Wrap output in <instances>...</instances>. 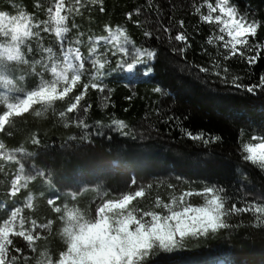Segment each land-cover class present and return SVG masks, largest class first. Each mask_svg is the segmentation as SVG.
Here are the masks:
<instances>
[{"label":"snow or ice","instance_id":"6c2138e0","mask_svg":"<svg viewBox=\"0 0 264 264\" xmlns=\"http://www.w3.org/2000/svg\"><path fill=\"white\" fill-rule=\"evenodd\" d=\"M9 2L15 14L0 10V134L3 137H13L17 118H24L26 114L41 117L49 110L64 128L74 126L87 136L92 127L87 122L92 108L86 101L89 91L100 93L105 107L111 102L112 90L104 83L106 70L113 65L110 57L117 58V66L132 71L157 56L155 49L138 46L128 28L120 24L106 23L103 28L106 34H89L85 41L86 34L77 17L84 16L91 6H97L104 13L105 0H44L43 4L35 0L34 9L45 14L43 19L36 12L29 14L15 0ZM193 7V14L199 16L201 23L218 30L206 40L207 45L216 47L211 67L197 65L199 71L215 75L222 83L243 88L247 93H264V74L255 83H243L242 77L233 74L226 63L238 58L251 66L262 58L264 38L257 37L264 29V21L242 14L231 0H203ZM134 15L140 16L141 9L126 13V19L140 27L141 21L134 20ZM176 23L179 27L174 36L172 27L163 24L161 27L170 40L183 44L172 49L183 55L191 43L185 20ZM44 33L54 35L56 47L51 43L45 45ZM143 36L150 38L153 32L145 29ZM85 44L86 53L81 50ZM154 91L161 89L157 87ZM96 123L100 128L105 127L102 121ZM113 126L124 136L132 132L122 119H112L107 127ZM96 134L103 135V132L98 130ZM186 134L204 144L221 140L218 135L206 136L203 132L187 131ZM243 136L242 129V160L264 172V133H254L248 141ZM30 143L38 147L41 139L33 133ZM37 155L24 143L9 147L0 138V179L5 181V190L0 192V209H6L0 216V264H148L154 250L172 253L182 250L188 239L239 226L229 222L232 217L250 214L251 225L264 229V197L237 199L227 194L225 188L208 184L199 191L189 185L188 190L176 194L177 186L169 183L168 202L156 196L153 202L141 206L139 200L146 197L153 183L139 184L132 178L125 189L111 195L105 191L92 205L77 206L79 190L63 198L60 192L48 196L47 206L62 223L59 231L62 247L54 252L51 245L38 244L49 240L54 219L41 223L25 216V208L34 206L33 195H27L23 206L18 200L22 190L29 189L37 178L52 185L43 168L32 159ZM7 165H15V171L10 174ZM40 195L43 197L44 192ZM194 196L203 202L194 206L190 202Z\"/></svg>","mask_w":264,"mask_h":264},{"label":"trees","instance_id":"16d2710c","mask_svg":"<svg viewBox=\"0 0 264 264\" xmlns=\"http://www.w3.org/2000/svg\"><path fill=\"white\" fill-rule=\"evenodd\" d=\"M15 2L22 4L29 14L36 12L38 17L44 18L45 14L41 10L34 9L35 0ZM40 2L43 4L44 0ZM202 2L203 0H105L104 13L99 12L97 6H91L85 11L84 16L77 17L81 30L85 31V41L89 34H106L103 32L106 23L120 24L128 28L138 46L142 44L156 50L157 56L154 60L147 65L136 67L143 73L142 82L131 89L122 76L124 68L116 65V57H110L113 61L112 74L105 75L104 83L112 90L111 102L105 107L101 94L94 90L89 91L86 101L92 104V108L87 115V122L92 127L88 130L87 136L74 126L64 128L58 117L49 110L41 117L26 114L24 118H17L13 137H3V134H0V138H4L9 147L24 143L30 151H36L38 155L33 159H38L39 163L48 169L47 172L44 170L46 175L54 173L56 176L72 174L76 176L85 170H97L102 167L104 159L109 161L119 159L126 163L133 173L134 170L144 169L146 175L156 178L174 174L182 181L181 186L177 187L176 194H179L180 190H188L189 185L199 191L201 186L208 184L225 188L227 194L237 199L264 197V172L243 161L240 149L241 130H244V141H248L253 134L242 124L247 122L264 125V93L250 94L243 88L236 89L231 84L222 83L215 75L200 72L196 67L197 65L211 67V59L216 56V47L206 43L208 35L213 33L214 28L201 23L199 16L193 14V5ZM231 3L242 14L264 21V0H231ZM136 8L141 9V15L138 17L134 15L133 19L141 21L140 27L126 19V13ZM0 10L9 13L14 11L9 0L5 2L0 0ZM202 11H206V8ZM180 19L185 20L191 43V48L183 55L172 50L183 47V44L174 39L170 40L169 35L161 27V24L172 27L174 36L179 27L176 21ZM145 29L151 30L153 36L144 37ZM262 38L264 29L260 30L257 37ZM82 48L86 52V44ZM226 63L233 74L242 77L243 83H255L259 76L264 74V55L251 66L238 58ZM176 65L188 66L193 72L201 73L215 89L234 91L241 93L243 97L210 98L203 90L191 86ZM148 68L152 70L149 72ZM173 73L177 74L175 79L172 78ZM157 87L169 91L171 97L169 105L167 102L166 105L162 104V94L154 91ZM187 90H190V93ZM59 107L61 105L58 102L57 108ZM112 119L126 121L132 130L131 134L124 136L116 131L114 126L107 127ZM97 121H102L105 127L100 128ZM137 129L140 133L144 131L150 133L147 146L150 155L145 157L147 164L145 168L138 166L135 161L139 148L136 144L139 140ZM98 130L103 132V135H97ZM151 130H157L158 134ZM187 131L203 132L206 136L213 137L218 135L221 140L204 144L188 138ZM33 133L41 139V145L38 147L30 143ZM73 136L76 139H69ZM69 147L76 151H67ZM40 183H43V178H37L30 184L28 190L34 192ZM3 191L0 188V192ZM170 191L166 184L161 186L154 184L139 203L142 206L148 205L156 196L168 202ZM53 192L55 191L51 190L43 197L33 195L37 204L35 203L32 209H25L24 214L41 223L46 222L48 218L54 219L49 240L40 241L38 244L47 243L51 245L52 251L57 252L62 247V240L59 237L62 223L56 220L55 214L46 204V199ZM24 195L21 194L20 198ZM87 199L92 198L85 196V201ZM20 202L23 203V199ZM190 202L198 206L203 201L194 196L190 198ZM80 206L83 204L80 203ZM3 214L0 209V216ZM250 221V214L232 217L229 222L239 226L222 229L208 236L188 239L182 250L172 253L154 250L148 264H181L187 258H205L212 253H218L223 264H264V229L252 226Z\"/></svg>","mask_w":264,"mask_h":264},{"label":"rangeland","instance_id":"374dc122","mask_svg":"<svg viewBox=\"0 0 264 264\" xmlns=\"http://www.w3.org/2000/svg\"><path fill=\"white\" fill-rule=\"evenodd\" d=\"M6 0H4L5 2ZM10 14H15V10L12 11ZM40 18V17H39ZM43 19V18H41ZM211 26V25H210ZM213 32L218 31L214 26ZM44 42L45 45L48 46L50 43L56 47L55 45V37L54 35L44 33ZM71 36V34H70ZM34 43V42H33ZM35 46V43H34ZM82 51L83 48L81 49ZM86 53V52H85ZM178 69H180L181 75L184 77L185 80H187L189 83H191L193 87H197L204 91V93L209 96L210 98H230L232 96H238L243 97L241 93H236L234 91L230 92L228 90H218L213 87H211L208 82L203 78L202 74L199 72H193L188 66H178L176 65ZM111 68V67H110ZM111 70H106V75H111ZM122 76L125 78L126 82L128 83L129 87L131 89L136 88L140 82H142L143 73L140 68H135L132 72H129L127 68H124L122 71ZM177 76L176 73H173V79H175ZM29 83L31 84L32 81L30 80ZM188 93H190V90H187ZM160 93L162 94V104L169 105L168 101L171 102L170 93L167 89H161ZM111 94V93H110ZM167 105V106H168ZM165 106V107H167ZM170 113V111H168ZM168 114V113H167ZM169 115V114H168ZM244 128L249 129L254 134H260L264 133V125L256 124V123H243L242 124ZM139 129L136 130V132ZM153 133L158 134L157 130H151ZM146 132V133H145ZM150 133L147 134V131H144L142 133L139 132V140L136 142L138 145V151L136 155L135 161L137 162V165L141 166L142 168H145L146 164V156L150 155V150H147L148 142L150 141L148 139ZM147 135V137H146ZM67 151H76L75 149L69 147ZM33 159V158H32ZM37 163V165L43 170L46 167H43L41 163H39L38 159H34ZM103 166L98 168L97 170H85L84 173L81 172V174H77L76 176L72 175H58L56 176L54 173H48V177L50 178L52 185L49 186V184L43 179V183H40L36 188L35 191L30 192L28 189L26 193L21 192L22 196L18 197L20 206H23L24 200L27 198L28 194L31 195H40L41 192H44V195H48L51 190H54L55 192H60L62 195V198L65 194L70 193L72 191L79 190L80 195L78 196V203L77 206H80V203L83 205H92L93 202L97 201L99 198L104 196L105 191L109 192V194H114L122 189H125V186L129 184V181L132 178H135L139 184H147V183H153L159 184V186L163 184H175L177 187H180L182 184V181L176 177L174 174H169L166 176H161L159 178H156L154 176H148L146 175V170H134L135 173H133V170H129L126 163H123V161L116 159L109 161V159L102 160ZM7 170L11 174V172L15 171L16 166L15 165H7ZM11 176H9V179ZM3 184L0 185V188L4 189L5 181L2 180ZM20 194V195H21ZM85 196H88L90 199H87L85 201ZM24 197V198H23ZM84 198V199H83ZM23 199V203L20 202V200ZM35 200H33V207H35ZM9 206H11L9 202ZM70 206L71 203H70ZM142 206V205H141ZM27 209V208H25ZM4 214L6 209H1ZM3 214V215H4ZM223 264V260L219 259L218 253H212L209 256L205 258H187L185 259L181 264Z\"/></svg>","mask_w":264,"mask_h":264}]
</instances>
